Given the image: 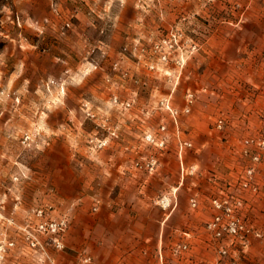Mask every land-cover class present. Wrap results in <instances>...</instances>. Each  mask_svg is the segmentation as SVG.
Wrapping results in <instances>:
<instances>
[{"label":"rangeland","instance_id":"rangeland-1","mask_svg":"<svg viewBox=\"0 0 264 264\" xmlns=\"http://www.w3.org/2000/svg\"><path fill=\"white\" fill-rule=\"evenodd\" d=\"M128 1L0 0V264H52V251L65 250L72 221L60 212L47 159L60 148L78 153L84 173L91 156L106 151L137 153L128 165L148 175L161 167V154L183 156L180 182L199 175L217 187L199 233L205 249L175 245L158 264H264V107L204 111V91L182 89L203 28L250 16L235 15L231 0H137L140 17L123 12ZM206 134L210 141H200ZM202 149L222 155L219 168L187 163V152ZM180 187L157 205L175 210ZM190 204L200 206L196 198ZM217 216L221 225L210 228ZM62 220L59 250L39 224ZM233 220L244 230L234 232ZM92 263L83 253L76 264Z\"/></svg>","mask_w":264,"mask_h":264},{"label":"crops","instance_id":"crops-1","mask_svg":"<svg viewBox=\"0 0 264 264\" xmlns=\"http://www.w3.org/2000/svg\"><path fill=\"white\" fill-rule=\"evenodd\" d=\"M136 1L129 0L123 12L146 17L145 11H136ZM231 2L239 6L235 7V15L245 12L250 16L248 23L230 19L214 27L211 23L205 26L199 37L202 50L186 69L182 89L204 91L203 101L198 103L200 110L212 111L232 104L239 111L264 107V14L263 21L259 17L264 6L258 0ZM199 140L210 141V137L206 134ZM77 154L60 148L47 156L53 167L49 166L58 189L60 212L68 213L72 221L65 237L66 248L52 251V264H76L83 253L91 255L92 264H158L175 245L205 249L199 233L212 216L208 200L217 187L214 190L199 175L185 184L180 182L179 160L183 156L174 152L161 154V167L148 175L128 165L135 152L92 155L86 173ZM221 156L218 151L202 149L187 152L184 158L189 165L207 171L221 165ZM179 183L178 206L166 212L156 201ZM195 198L200 205L197 211L190 204ZM96 201L100 207L93 212Z\"/></svg>","mask_w":264,"mask_h":264},{"label":"built area","instance_id":"built-area-1","mask_svg":"<svg viewBox=\"0 0 264 264\" xmlns=\"http://www.w3.org/2000/svg\"><path fill=\"white\" fill-rule=\"evenodd\" d=\"M257 159V158H256ZM252 173V170L249 171ZM1 173V171H0ZM193 204L196 205V202L193 200ZM215 205L218 208H223V204H221L219 201H215ZM228 212H231V209H228ZM40 216L43 215V211H39L38 213ZM221 217L217 216L215 220L210 224V228H217L219 225H221ZM230 227L234 232H237L238 230L242 229L244 230L243 225L240 223L239 220H233L230 223ZM67 229V222L65 220L62 221H43L39 224V232L46 234L51 237L52 244L55 246L57 249L62 250L64 248V243H63V235ZM221 230L218 229L217 235L221 236ZM31 237L29 238L31 240L32 246L37 247L40 245V242L36 240L37 238L33 235H30ZM6 248L5 245L0 244V258L3 257V254L5 252Z\"/></svg>","mask_w":264,"mask_h":264}]
</instances>
